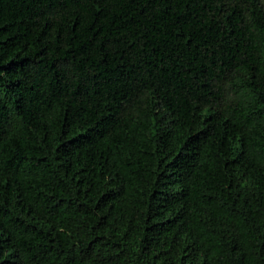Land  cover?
<instances>
[{
  "label": "trees",
  "instance_id": "obj_1",
  "mask_svg": "<svg viewBox=\"0 0 264 264\" xmlns=\"http://www.w3.org/2000/svg\"><path fill=\"white\" fill-rule=\"evenodd\" d=\"M0 264H264V0H0Z\"/></svg>",
  "mask_w": 264,
  "mask_h": 264
}]
</instances>
